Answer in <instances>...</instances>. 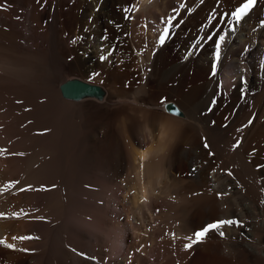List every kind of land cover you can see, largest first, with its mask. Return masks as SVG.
<instances>
[{
    "label": "bare ground",
    "instance_id": "obj_1",
    "mask_svg": "<svg viewBox=\"0 0 264 264\" xmlns=\"http://www.w3.org/2000/svg\"><path fill=\"white\" fill-rule=\"evenodd\" d=\"M240 1L0 0V264H264V0L184 59Z\"/></svg>",
    "mask_w": 264,
    "mask_h": 264
},
{
    "label": "snow or ice",
    "instance_id": "obj_2",
    "mask_svg": "<svg viewBox=\"0 0 264 264\" xmlns=\"http://www.w3.org/2000/svg\"><path fill=\"white\" fill-rule=\"evenodd\" d=\"M200 2L202 4L204 0H200ZM219 2L220 0H218V3ZM257 4H258V0H241V3L237 7H235V9L231 11V13H218L217 15L212 14L216 12V9H213L212 12H210L209 16L207 17L206 24L203 25L200 29L201 32H208V34L206 35V37L200 36L199 39L195 40L190 45L191 50L188 51L184 59L185 60L189 59L194 54L193 50H202L208 42H212L215 38L214 52H213L214 60L211 65V76L215 77L217 75V64L222 59V46L225 45L226 39L230 37L231 34H234L237 31V27L240 25L242 20L246 18L252 10H254ZM96 10H98V8ZM192 10L193 9L191 7L186 6V3H177V6L172 9V14L169 15L166 20L162 19V23L165 26L163 27L162 32L158 36L159 45L161 46L165 45L167 38L171 34V30L173 28H179L180 25L183 23V20H180L179 23H176L177 19L181 15V12H191ZM122 13H125V7L122 8ZM90 19L93 18L90 17ZM123 19H126L125 15H123ZM217 20H219V23H217ZM110 23H113L115 27L118 28L122 27L121 25L117 24L115 21H110ZM214 24H215V28L212 29L211 31H208ZM259 25L261 29H264V19H261L259 21ZM107 39H108L107 35L101 37L102 41H106ZM75 42L76 41L73 40V43ZM112 47L114 49L115 45H113ZM244 51H250V49L246 47ZM112 55H113V51L110 50L108 51L107 55L104 54L100 55L99 59L101 61H106ZM258 68L264 69V58H262L259 61ZM246 71H248V69L245 68V72ZM240 81H241V86L239 90L241 92V98L243 99L245 98V94L248 91L247 77L242 75L240 77ZM217 103H218L217 98L213 97L206 111L211 113L214 110V107ZM252 123L253 120L251 121V123L247 125H251Z\"/></svg>",
    "mask_w": 264,
    "mask_h": 264
},
{
    "label": "water",
    "instance_id": "obj_3",
    "mask_svg": "<svg viewBox=\"0 0 264 264\" xmlns=\"http://www.w3.org/2000/svg\"><path fill=\"white\" fill-rule=\"evenodd\" d=\"M59 91L61 95L68 98H78L82 94H94L98 92V86L81 79H67L60 83ZM168 109L172 112H178L172 104L168 105Z\"/></svg>",
    "mask_w": 264,
    "mask_h": 264
},
{
    "label": "rangeland",
    "instance_id": "obj_4",
    "mask_svg": "<svg viewBox=\"0 0 264 264\" xmlns=\"http://www.w3.org/2000/svg\"><path fill=\"white\" fill-rule=\"evenodd\" d=\"M88 77H89V79L91 78V79L95 80V79L93 78V77H95L94 75H93V76L91 75V77H90V76H88ZM87 82L92 83L91 81H87ZM177 115H180V113L178 112ZM124 116H125V114H120V115H118V117H117L116 120H115V122H116L115 125H117V123H119V121H121V120L123 119ZM100 203H101V202H100ZM110 209H111V210H114V211L117 210V209L114 208L113 206H111ZM157 210L160 211V207L156 208V210H155L153 213H154V214H155V213L158 214L159 211H157ZM169 214H170V215L167 216V219H166V216L163 217L164 219H163V218L161 219L162 222L166 219V220H165L166 222H165V221H164V222L166 223L167 226H170V225L172 224V222H173L172 219H171V213H169ZM155 215H156V214H155ZM168 219H169V220H168ZM167 220H168V221H167ZM167 222H169L170 224L167 223Z\"/></svg>",
    "mask_w": 264,
    "mask_h": 264
}]
</instances>
